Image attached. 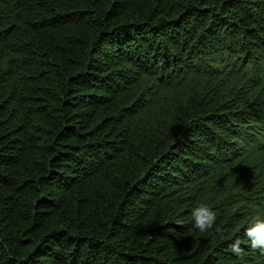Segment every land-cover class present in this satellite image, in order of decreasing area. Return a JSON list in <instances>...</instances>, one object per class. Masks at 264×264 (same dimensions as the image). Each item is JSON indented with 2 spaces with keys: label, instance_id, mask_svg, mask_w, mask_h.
<instances>
[{
  "label": "trees",
  "instance_id": "16d2710c",
  "mask_svg": "<svg viewBox=\"0 0 264 264\" xmlns=\"http://www.w3.org/2000/svg\"><path fill=\"white\" fill-rule=\"evenodd\" d=\"M256 217L264 0H0V264H264Z\"/></svg>",
  "mask_w": 264,
  "mask_h": 264
},
{
  "label": "clouds",
  "instance_id": "9594fccd",
  "mask_svg": "<svg viewBox=\"0 0 264 264\" xmlns=\"http://www.w3.org/2000/svg\"><path fill=\"white\" fill-rule=\"evenodd\" d=\"M194 227L201 233L213 229L216 223L215 212L206 204H200L191 212ZM244 236L253 250H259L264 254V219L260 217L254 218L244 231ZM241 240L236 239L229 245V250L237 257H242L243 248H241Z\"/></svg>",
  "mask_w": 264,
  "mask_h": 264
}]
</instances>
